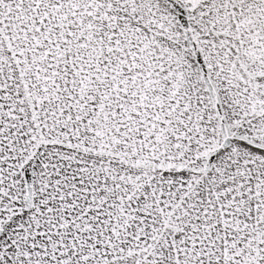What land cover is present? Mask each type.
Instances as JSON below:
<instances>
[{"label": "snow or ice", "instance_id": "obj_1", "mask_svg": "<svg viewBox=\"0 0 264 264\" xmlns=\"http://www.w3.org/2000/svg\"><path fill=\"white\" fill-rule=\"evenodd\" d=\"M0 264H264V0H0Z\"/></svg>", "mask_w": 264, "mask_h": 264}]
</instances>
